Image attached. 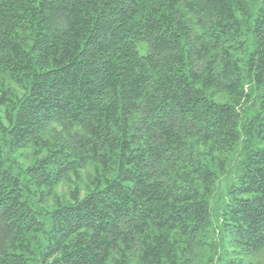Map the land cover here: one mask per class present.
<instances>
[{
  "label": "trees",
  "instance_id": "1",
  "mask_svg": "<svg viewBox=\"0 0 264 264\" xmlns=\"http://www.w3.org/2000/svg\"><path fill=\"white\" fill-rule=\"evenodd\" d=\"M259 255L264 0H0V264Z\"/></svg>",
  "mask_w": 264,
  "mask_h": 264
},
{
  "label": "rangeland",
  "instance_id": "2",
  "mask_svg": "<svg viewBox=\"0 0 264 264\" xmlns=\"http://www.w3.org/2000/svg\"><path fill=\"white\" fill-rule=\"evenodd\" d=\"M60 192L62 193L67 192V186H63L60 189ZM251 264H264V255L253 257V259H251Z\"/></svg>",
  "mask_w": 264,
  "mask_h": 264
}]
</instances>
